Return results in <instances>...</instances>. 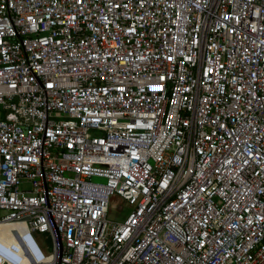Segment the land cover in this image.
<instances>
[{"label":"built area","instance_id":"obj_1","mask_svg":"<svg viewBox=\"0 0 264 264\" xmlns=\"http://www.w3.org/2000/svg\"><path fill=\"white\" fill-rule=\"evenodd\" d=\"M0 223V264H264V0H0Z\"/></svg>","mask_w":264,"mask_h":264},{"label":"rangeland","instance_id":"obj_2","mask_svg":"<svg viewBox=\"0 0 264 264\" xmlns=\"http://www.w3.org/2000/svg\"><path fill=\"white\" fill-rule=\"evenodd\" d=\"M92 181L103 182L101 177H91ZM28 183H21L19 188H28ZM127 204L120 199L116 194H112L108 198V206L106 211V218L111 221H121L125 216ZM31 237L35 242L36 246L43 254H48L52 251V241L48 233L43 232H32Z\"/></svg>","mask_w":264,"mask_h":264},{"label":"bare ground","instance_id":"obj_3","mask_svg":"<svg viewBox=\"0 0 264 264\" xmlns=\"http://www.w3.org/2000/svg\"><path fill=\"white\" fill-rule=\"evenodd\" d=\"M11 230H16L19 233V235L15 236L14 234H12ZM22 235H23V233H22L20 227L18 226V224L0 223V236L4 237V241L7 244H10V245L16 244L17 245V243H19L18 239L22 240ZM30 244L32 245V243H30ZM31 245H29V246L31 248H33V245L32 246ZM19 261L22 264H28L31 261V258L28 255L21 256L19 258Z\"/></svg>","mask_w":264,"mask_h":264}]
</instances>
